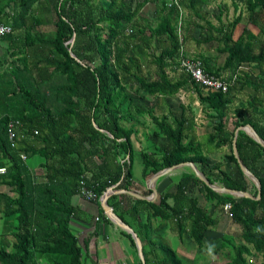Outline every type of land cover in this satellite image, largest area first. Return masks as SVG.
Returning <instances> with one entry per match:
<instances>
[{
  "label": "trees",
  "instance_id": "obj_1",
  "mask_svg": "<svg viewBox=\"0 0 264 264\" xmlns=\"http://www.w3.org/2000/svg\"><path fill=\"white\" fill-rule=\"evenodd\" d=\"M37 1L4 0L14 11L10 22L12 30L25 26V18L34 16ZM146 1L149 0L132 5L127 0H54L53 30L49 34L29 30L24 35V49L35 50L32 61L23 57L21 68L0 74V167L6 168V172L0 174V184L11 191L0 192V264H83L81 249L70 227L76 210L72 197L77 194L81 178H85L100 196L108 187L116 183L122 185L131 177L134 130L122 124L127 118L124 109L132 105L131 92L143 99L145 96H171L186 87L193 89L212 124L208 142L228 149L221 161L210 163L199 143L186 140L188 126L184 117L173 116L169 120L166 116H152V136L163 134L168 145L158 158L141 152L144 177L166 167L192 162L210 183L257 196L256 185L238 165L232 141L235 129L246 124L264 140V119L258 126L242 117L241 104L234 111L236 120L230 127L228 123L232 91L239 80L264 90V47L255 51L257 34L244 26L233 39L241 12L218 28L207 23L210 31L203 40L215 38L211 30L217 31L223 45L219 51L225 52L226 57L223 66L216 70H211L200 57L205 71L220 75L227 70L231 76L241 65L254 64L260 69V75L258 78L238 76L236 85L226 93L205 92L187 74L173 80L167 73L179 47L177 7L160 0V6H156L158 21L153 28L147 25L150 35L145 36L146 26L136 16ZM199 2L179 0L183 12L191 13H196ZM230 2L234 10L242 4L248 22L264 36V0ZM162 35L169 44L152 55L156 78L149 80L140 74L138 62L150 56L149 41ZM129 83L136 84L130 92ZM136 107L138 111L143 110ZM8 120L20 123L17 132L22 135L14 147L7 136ZM236 149L241 161L260 182L258 199L218 193L205 185L189 167L177 181L175 192H166L157 202L147 203L151 209L148 217L174 221L180 236L186 234L202 247L205 232L216 225V219L192 193V187L196 186L205 201L221 208L229 203L230 218L240 225L243 243H236L230 236L221 238V246L231 251L225 264H251L248 257L252 251L261 256L259 264H264V166L258 164L264 163V147L243 130H238ZM21 153L25 157L42 159L40 167L45 171L42 180L33 179ZM95 157L99 162L93 159ZM133 213H137L136 208ZM143 227L148 228V224ZM121 232L136 249L131 234L123 229ZM139 237L142 241L140 234ZM142 250L146 264H188L169 245H154L149 252L143 246ZM138 264L142 262L138 260Z\"/></svg>",
  "mask_w": 264,
  "mask_h": 264
},
{
  "label": "crops",
  "instance_id": "obj_2",
  "mask_svg": "<svg viewBox=\"0 0 264 264\" xmlns=\"http://www.w3.org/2000/svg\"><path fill=\"white\" fill-rule=\"evenodd\" d=\"M127 1H131L132 5H134L142 0ZM163 1L167 2V0ZM200 1L196 13L185 10L183 12L185 20L183 28L185 35V53L188 56L204 58L210 69L216 70L223 66L226 57L225 52L219 51L223 45L218 39V32L211 30L213 35H215V38L211 40H203V37L210 31L209 24L207 23L217 28L222 23L225 24L220 18L223 14L222 11L226 8V2L221 4L220 1L217 2V5L215 4L214 6V8H216L214 11V8L208 3L206 4L205 0ZM156 2H158V5H156ZM53 5L54 0L37 1L33 8L34 16L30 15L25 18V26L16 27L13 29L12 34L0 38V74L7 70L21 68L23 57H27L29 61H32L35 50L32 48L24 49V35L29 30H32L33 33L44 32L45 34H49L51 32L53 29ZM208 5L212 7L210 12L206 9ZM156 6H160V0L146 1L136 16V19L142 25L146 26L145 36L150 35L147 25L153 28L158 21ZM205 9L208 13L205 12ZM40 12L46 15L42 16L39 14ZM13 14L14 11L12 8L4 4V0H0V23L11 24L10 22ZM217 19L218 23H216ZM239 33L240 32H238L236 36L233 34V39H235ZM260 35H257L255 40H258L262 36ZM213 43H216V45ZM168 44L169 42L164 35L149 41L148 52L150 56L144 59V61L147 60L151 66L148 70L153 69L154 73L156 72V66L154 62L151 61L152 55L158 53L168 46ZM256 45V41H254L255 51L258 52L262 47L257 49ZM142 62V59H139L138 64L142 65ZM241 66L242 69L239 71V76L245 74L252 78L259 77L260 69L254 64H244ZM262 69H264V66ZM170 70L176 71L178 76H170ZM167 73L173 80L185 75V73L175 69L172 62L167 67ZM229 75L230 73L227 70L220 72V76L228 77ZM239 81L240 83L237 85L236 83L234 84L236 87L232 91V103L228 111L229 127L232 121L236 120V116H234L235 109L238 105L241 107V104H243L241 110L244 111L242 117H246L256 125L261 126L262 120L264 119V90L260 87L257 89L253 88L251 83L245 82L243 79ZM183 93H186L188 96L187 99L184 100L183 96L179 97L180 100L176 98L170 99L177 94L180 95ZM131 94H133V92H131ZM169 97L170 98H168V96L144 97V100L147 102V107L144 109L142 108V111L137 110V101L133 97L131 99L132 105L129 107L125 106L126 108L124 110L127 118L123 119L122 124L125 127H132L134 130L131 135V143L134 150L133 155L135 151H138L140 154L141 152H146L158 158L161 155V150L168 145L163 134L159 133L158 135L152 136V132L154 131L152 116L156 118H163L166 116L169 120H171L173 116L177 118L182 116L186 119V124L188 126L186 140L193 139L196 143H199L203 154L210 163L221 161L228 149L226 146H219L215 143L208 142L207 136L212 132V124L206 113H199L201 106L195 91L186 87ZM147 109H149L150 112H147ZM141 122H147L146 126L142 127L140 125ZM237 128L234 131L235 139L238 131ZM243 131L250 136L245 130ZM201 134L204 135L203 137H205L207 144L201 141ZM21 135L20 133L19 138H21ZM262 141L264 142V140ZM32 143L35 144V146H39L36 142ZM35 157H38V159ZM93 159L99 162L98 158L95 157ZM24 160L29 165L33 179L35 181L42 180L45 174L43 168L40 167L42 159L39 156H31L25 157ZM139 164V167L136 169V176L133 172L134 164L132 161L131 177L122 185L118 186L119 183L113 185V189L115 190H130L137 196L130 195L126 192H120L111 195L115 197L111 198L110 196L107 202L112 210L114 209L113 211L127 223L138 236L140 234L143 241H141L142 249L144 246L145 250L149 252L154 249V245L164 244L172 247L179 256L182 254V257H184L186 255L184 250L186 247H190V249H192V264H225L230 258L231 251L227 247L221 246V238L222 236H230L234 238L236 243H243L240 225L234 222L220 206H216L214 202L205 201L203 195L198 192V187L196 186L192 187V193L197 196L199 203L206 207L210 216L216 219V225L205 232V240L202 247L199 248L186 236V234L180 236L174 221L163 220L158 216L150 217L149 219L148 214L151 212V209L147 203L157 202L159 196L166 192H175L177 181L185 172L189 171V166H178L170 172L161 175L154 182H151L150 179L154 174L144 177L142 175V158ZM258 164L264 166V163ZM223 168H227V166L223 165ZM153 190H155L156 194H154ZM0 192L11 193L10 188L3 184H0ZM100 199L101 198L88 201L78 194L72 197V204L75 206L76 210L71 217L70 227L81 249V260L83 264H138L140 258L137 249H135L130 244L128 238L122 234L121 228L105 214ZM136 200L143 202H137ZM133 208L137 209V213H133ZM258 213L260 214V211H258ZM146 224H148V228L143 227ZM174 241L176 242L177 249L173 247ZM148 255L151 257L150 253H148ZM185 258H187V256H185ZM248 260L251 264H259L261 256L252 251Z\"/></svg>",
  "mask_w": 264,
  "mask_h": 264
},
{
  "label": "built area",
  "instance_id": "obj_3",
  "mask_svg": "<svg viewBox=\"0 0 264 264\" xmlns=\"http://www.w3.org/2000/svg\"><path fill=\"white\" fill-rule=\"evenodd\" d=\"M167 5L176 6L179 12V19L177 21V37H178L179 47L173 62L171 61L174 64L175 69L187 74L190 77V79L193 80L196 84H198L205 92L208 91H218L223 93L228 92L229 88L234 86V84L237 82L239 71L242 69V66L239 67L236 73L232 74L229 77L215 75L213 73H209L205 71L200 58L188 56L185 53L184 29H183L184 27H183V15H182L183 10L182 7L180 6L179 0H169V2H167ZM12 31L13 30L10 24L0 23V38L4 37L7 34L12 33ZM17 126L18 127L20 126V123L17 120H8L6 124L8 140L12 147L16 145V140L19 139ZM34 133L37 132L34 131ZM20 157L24 159L25 155L21 153ZM5 172H6V168L4 166H1L0 174H4ZM110 187H113V185ZM104 193L105 191L103 192V194ZM77 194L88 201L97 200L102 196V195L98 196L95 193L93 186L87 184L85 178L80 179ZM222 209L229 217L232 216L230 212L229 203L224 204L222 206Z\"/></svg>",
  "mask_w": 264,
  "mask_h": 264
},
{
  "label": "water",
  "instance_id": "obj_4",
  "mask_svg": "<svg viewBox=\"0 0 264 264\" xmlns=\"http://www.w3.org/2000/svg\"><path fill=\"white\" fill-rule=\"evenodd\" d=\"M74 36L71 39V42L73 41ZM94 126L96 127V125L94 124ZM239 129H243L245 130L251 138H253L256 142H258L261 146L264 147V142L262 141V139L259 137V135L255 132V130L250 126V125H244V126H239L237 128V130ZM101 131H104L101 129ZM105 133H107L109 136H111L107 131H104ZM232 151L234 156L237 159L238 165L241 169V171L248 177L250 178L254 184L256 185L257 189H258V193L256 197H253L248 191H241V190H234L231 188H227L224 186H219L215 183H210L208 181V179L203 175V173L198 169V167L192 163V162H182L170 167H166L158 172H156L150 179L151 182H154L158 177H160L161 175H164L168 172H170L171 170H173L174 168L178 167V166H189L192 171L194 172V174L208 187H210L212 190L218 192V193H226V194H231L235 197H247V198H252V199H258L260 197V182L257 179V177L247 168V166L241 161V159L239 158V155L237 153V149H236V139L235 137L233 138L232 141ZM120 192H126L130 195L133 196H137L135 193H133L130 190H115L113 189V187H109L104 194H102L101 196V203H102V207L104 209L105 214L108 216V218H110L118 227H120L121 229L125 230L126 232L130 233L135 245H136V249L139 255V258L142 262V264H146L145 263V259H144V255H143V250H142V242L141 239L139 238V236L135 233V231H133V229L127 224L125 223L113 210L112 208L109 206L108 204V198L113 195V194H117ZM154 194H156L155 190H153Z\"/></svg>",
  "mask_w": 264,
  "mask_h": 264
},
{
  "label": "rangeland",
  "instance_id": "obj_5",
  "mask_svg": "<svg viewBox=\"0 0 264 264\" xmlns=\"http://www.w3.org/2000/svg\"><path fill=\"white\" fill-rule=\"evenodd\" d=\"M220 1V4L221 3H223V2H226V8H225V10L224 11H222L223 12V14L221 15V20L222 21H224L225 22V24H227L228 22H230V21H232V19L237 15V13L238 12H241V20H240V22L238 23V25L235 27V31H234V34H235V36H236V34L238 33V32H240L241 31V29L244 27V26H248L249 28H251L257 35H260V33L258 32V28L257 27H255V26H253L252 24H250L249 22H248V17H247V12L245 11V8H244V6L242 5V4H239L238 5V8L236 9V10H234V6H233V4L230 2V0H205V3L207 4H209L210 6H212L213 8H214V6H215V4L217 3V2H219ZM167 2H169V0H167ZM167 2H166V4H167ZM206 6V9L210 12L211 10H212V7H210V6ZM217 5V4H216ZM206 9H205V12H207L206 11ZM215 9L216 8H214L213 10L215 11ZM208 13V12H207ZM40 15H42V16H45L46 14L45 13H39ZM185 17H186V15H185ZM183 19H184V13H183ZM216 21V20H215ZM216 23H218V19H217V21H216ZM53 30V29H52ZM51 30V31H52ZM198 32V31H197ZM261 36V35H260ZM259 36V37H260ZM256 41V48L257 49H260L261 47H263L264 46V37L263 36H261L258 40H255ZM214 45H216V43H213ZM184 48H185V46H184ZM220 60V59H219ZM140 66H141V70H140V74H142L143 76H145L147 79H149V80H153V79H155L156 77V75H155V73H154V70L153 69H151V70H148L149 68H151V66L149 65V63H148V61L147 60H143V62H142V65L140 64ZM171 71V73H170V76H172V77H176V76H178L176 73V71H173V70H170ZM172 72H174V73H172ZM127 87H128V90H133L135 87H136V84H133V83H129V84H127ZM132 96H133V98H135L136 99V105L137 106H139L140 108H145V107H147V102H146V100H144L147 96H145V98H143V99H140V98H136L135 97V95H133L132 94ZM184 97V100L185 99H187V95H186V93H183V94H180V95H175V96H173V97H169L168 96V98H170V99H174V98H176V99H178V100H180L179 99V97ZM199 113L200 114H204L205 112L202 110V107H201V110L199 109ZM200 119V118H199ZM202 119V118H201ZM146 123L147 122H141L140 123V125L142 126V127H145L146 126ZM204 135H202L201 134V141H203V143L204 144H207L206 143V139H205V137H203ZM36 159H38V157H35ZM140 161H141V157H140V153L138 152V151H135V153H134V155H133V164H134V167H133V172H134V175L136 176V169H137V167H139V163H140ZM1 225H2V222H1V219H0V229H1ZM173 247L175 248V249H177V246H176V242L174 241V244H173ZM184 252L186 253V255L185 256H187V258H185V256L184 257H182V254H181V256L180 257H182V259L186 262V263H188V264H192V262H191V254H192V249H190V247H186V249L184 250Z\"/></svg>",
  "mask_w": 264,
  "mask_h": 264
}]
</instances>
